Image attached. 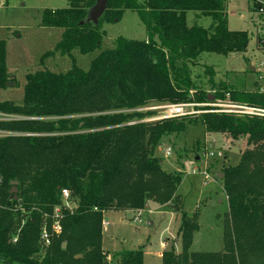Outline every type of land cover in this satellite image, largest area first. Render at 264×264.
Masks as SVG:
<instances>
[{
  "label": "trees",
  "instance_id": "16d2710c",
  "mask_svg": "<svg viewBox=\"0 0 264 264\" xmlns=\"http://www.w3.org/2000/svg\"><path fill=\"white\" fill-rule=\"evenodd\" d=\"M95 1L68 0L67 8L43 11L42 26L63 29L56 52H93L102 40V21L119 20L127 9L138 13L147 36L118 37L87 70L73 65L64 73H27L22 103L0 102V113L14 116L0 120V131L8 133L0 136V264H109L102 248L103 214L137 211L149 201L180 215V252L170 246L160 264H264V116L207 112L144 122L156 112L135 111L150 104L205 103L209 95L216 101L227 94L231 102L264 109L258 89L220 83L210 94L190 78L189 66L203 52H245L248 32L223 28L210 36L186 25L188 10L225 23L226 0H108L98 24L80 25ZM7 81L0 40V88ZM195 122L206 132L245 137L248 146L237 164L223 170L228 212L220 252L190 251L199 229L196 215L179 204L181 175L165 170L156 155L164 137ZM13 181L16 198L9 193ZM63 189L69 192L68 206L61 200ZM56 208L58 232L52 228ZM43 228L48 245L40 239ZM113 257L116 264H144L141 247Z\"/></svg>",
  "mask_w": 264,
  "mask_h": 264
},
{
  "label": "rangeland",
  "instance_id": "374dc122",
  "mask_svg": "<svg viewBox=\"0 0 264 264\" xmlns=\"http://www.w3.org/2000/svg\"><path fill=\"white\" fill-rule=\"evenodd\" d=\"M254 5L256 7L252 9ZM67 7L68 0H0V40L5 42V66L10 76L7 85L0 88V102L22 103L27 73L39 70L64 73L73 65L87 70L90 61L101 51L113 48L118 37L144 40L147 36L138 13L127 9L119 20L102 21V40L93 52L83 54L74 50L71 56L61 55L55 48L63 29L42 26L41 16L45 9ZM225 18V23H221L198 11H186V25L203 28L210 36H218L223 28L246 31L249 35L245 52L201 53L196 63L189 66L193 84L210 94L219 90L220 83L238 90L258 89L264 93V40L260 42L257 38L262 36L264 39V0H226ZM49 52L53 54L46 55ZM211 83H215L214 86ZM224 96L217 100L230 101L228 94ZM164 114L163 110L156 111L147 119ZM168 147L170 154L165 155L164 150ZM246 148L245 137L232 139L228 134L206 132L199 122L187 125L182 133L164 137L156 148V155L163 160L162 167L181 175L177 190L179 204L188 215H196L199 229L193 234L191 252L223 250L228 204L223 190L224 176L216 174H224L227 166L237 164ZM103 219L106 225H102V248L109 264H116L115 253L139 247L143 251L144 264H160L161 253L170 246L180 252L177 234L180 215L166 205L149 201L148 208L110 210L103 214Z\"/></svg>",
  "mask_w": 264,
  "mask_h": 264
},
{
  "label": "built area",
  "instance_id": "2783aa9c",
  "mask_svg": "<svg viewBox=\"0 0 264 264\" xmlns=\"http://www.w3.org/2000/svg\"><path fill=\"white\" fill-rule=\"evenodd\" d=\"M187 107H191L192 109H187ZM201 111H200V110ZM136 111H164L165 114L161 116H157L154 118H146L143 120L144 122H152L156 120H160L163 118H176L181 116H188L193 115L195 113L203 112H224V113H235V114H250V115H258V116H264V109L262 108H254L249 107L246 105L234 103L231 101L226 102H220L218 100L212 101L208 100V102L205 103H179V104H155V105H146L140 108L135 109ZM195 110V111H191ZM205 110V111H202ZM197 113V114H198ZM196 114V115H197ZM13 119L12 116L0 113V120H9ZM8 134L7 132L0 131V136ZM171 151V148L168 147L164 150L165 155H169ZM206 178H208L207 175H205ZM209 179V178H208ZM68 198H69V192L66 189H63L61 191V200L65 205H68ZM96 210V208H94ZM54 225L52 226L53 230L55 232H58L60 227L58 224L60 213L59 209L56 208L54 210ZM102 225H106V222L104 219L102 220ZM40 239L44 245H48L50 243L49 239V233L48 231L43 228L40 234Z\"/></svg>",
  "mask_w": 264,
  "mask_h": 264
},
{
  "label": "water",
  "instance_id": "95a60500",
  "mask_svg": "<svg viewBox=\"0 0 264 264\" xmlns=\"http://www.w3.org/2000/svg\"><path fill=\"white\" fill-rule=\"evenodd\" d=\"M108 0H96L95 3L87 10L86 18L83 21H80L79 24L83 23H89L96 25L98 24V21L102 14L104 13L106 7H107ZM8 82L5 83L7 85ZM212 96H208V100H211ZM218 177H223L224 174H216ZM11 189L9 190L10 195H12L14 198H16V187L15 182H11ZM145 208H148V205H145ZM65 244H62V247H64Z\"/></svg>",
  "mask_w": 264,
  "mask_h": 264
},
{
  "label": "crops",
  "instance_id": "0c3cea01",
  "mask_svg": "<svg viewBox=\"0 0 264 264\" xmlns=\"http://www.w3.org/2000/svg\"><path fill=\"white\" fill-rule=\"evenodd\" d=\"M9 79H10V76H9Z\"/></svg>",
  "mask_w": 264,
  "mask_h": 264
}]
</instances>
